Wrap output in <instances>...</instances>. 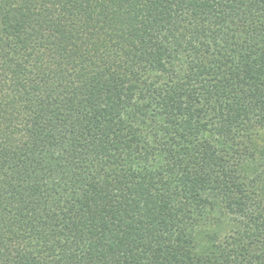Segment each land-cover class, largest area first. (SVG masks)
Instances as JSON below:
<instances>
[{"label":"trees","instance_id":"1","mask_svg":"<svg viewBox=\"0 0 264 264\" xmlns=\"http://www.w3.org/2000/svg\"><path fill=\"white\" fill-rule=\"evenodd\" d=\"M0 264H264V0H0Z\"/></svg>","mask_w":264,"mask_h":264}]
</instances>
